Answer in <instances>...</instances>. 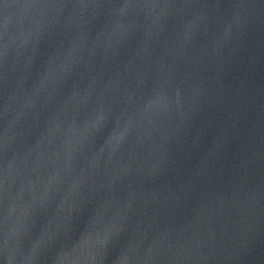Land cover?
<instances>
[{"label":"water","instance_id":"water-1","mask_svg":"<svg viewBox=\"0 0 264 264\" xmlns=\"http://www.w3.org/2000/svg\"><path fill=\"white\" fill-rule=\"evenodd\" d=\"M34 2L0 0V264L49 225L33 264H78L60 252L100 215L120 224L102 264L161 238L264 264V0H60L33 43Z\"/></svg>","mask_w":264,"mask_h":264},{"label":"clouds","instance_id":"clouds-1","mask_svg":"<svg viewBox=\"0 0 264 264\" xmlns=\"http://www.w3.org/2000/svg\"><path fill=\"white\" fill-rule=\"evenodd\" d=\"M33 8L38 16L36 26L29 33V37L33 43L38 41L43 33L50 26V23L58 18L62 10L65 8V4L60 0H36V2L28 5ZM96 5H88L81 2L78 5L73 6V16L85 14V11ZM125 7H128L125 5ZM150 9V14L156 18H159L163 14V10L168 5H161L157 3H151L146 5ZM8 45L4 44V51L7 52ZM167 106L166 100L161 96L152 101L150 106L155 111L165 109ZM96 121H93L91 127H95ZM85 131H88L86 129ZM124 137V132H120L113 137L114 143L110 142L112 148L119 144ZM8 222V235L16 236L19 234L20 224L14 223L10 220V214L5 218ZM66 219L63 227L67 228ZM61 227L53 229L51 225L41 232L38 239L33 243L32 248L27 256H21L18 260V264H33L36 260L38 253L47 244L53 242L59 235ZM120 231V224L118 216H113L109 219H104L103 215L94 219L86 228V230L78 237V239L72 243L71 247L67 250H62L60 253L68 251L69 249H75V259L78 264H102L105 250L107 249L111 239ZM5 246H8L7 239L5 240ZM12 255L10 260L16 261L15 250L12 249ZM59 253V254H60ZM203 255L200 244L186 241L184 243H173L171 240L161 238L154 241L146 250H141L139 243L130 244L122 254L117 258L115 264H194V262L201 258Z\"/></svg>","mask_w":264,"mask_h":264}]
</instances>
